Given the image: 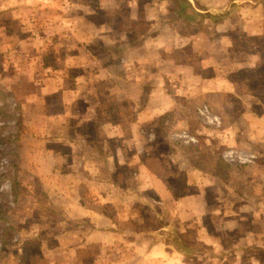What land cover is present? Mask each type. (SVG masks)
I'll return each instance as SVG.
<instances>
[{
  "label": "crops",
  "instance_id": "1",
  "mask_svg": "<svg viewBox=\"0 0 264 264\" xmlns=\"http://www.w3.org/2000/svg\"><path fill=\"white\" fill-rule=\"evenodd\" d=\"M187 1L186 8L169 10L161 5L159 13L166 15L161 22L151 21L141 37L127 31L116 38L110 56L115 69L99 59L94 73L98 86L83 84L75 74L54 75L50 86L44 78L39 81L32 68L23 71L26 67H19L16 60L19 79L32 85L21 102L25 117L40 130L39 137L26 132L18 152L19 172L24 179L37 180L36 188L44 197L41 200L33 192L30 181L24 182L25 191L33 193L24 195L29 201L20 203L18 209L31 210L42 219L44 230L39 234L48 264H230L228 257L242 254L241 246L246 247L241 242L228 247L221 234L207 229V220L218 224L223 222L221 216L238 213L228 210L237 203L234 200L228 199L225 205L221 199L222 205L215 207L208 198L209 191L231 186V178L223 183L221 171H208L187 160L176 147L171 154L154 155L151 136L142 132L143 126L158 124L157 118L166 126L163 117L170 112L176 116L175 127L186 126L185 102L191 99L211 100L214 111L225 113L238 85L230 74L254 68L261 58L260 53L239 46L240 39H247L253 47L259 43V48L263 41L264 19L256 17L261 8H249L245 2L251 0H206V6H199L198 0ZM137 10L129 7L131 18L136 19ZM171 12L173 16H167ZM212 15H217L216 21L207 22ZM203 20L216 33L208 35L211 38L201 46L198 40H206L205 33L197 29L186 34L180 27L189 22L199 25ZM187 51L198 58V71L187 61ZM36 57L25 59L32 63ZM89 57L92 60L93 55ZM111 77V87L101 88V82ZM248 93L249 100L242 103L247 107L259 104L250 101ZM106 95L113 96V104L104 102ZM51 97L58 101L57 111L52 109ZM110 106H114L113 117L107 114ZM260 106L264 107V101ZM123 115V121L115 119ZM257 121L262 124L264 118ZM262 125L260 132L254 126L248 128V136L263 135ZM224 126L229 134L224 138L232 142V133L240 127L235 128L228 118ZM23 156L26 163L22 164ZM156 157L164 164L158 170L150 165ZM166 164L172 167L168 175ZM171 178L179 180L178 184ZM252 181L249 174L242 189ZM48 206L61 215L52 218ZM30 217L18 214L15 218L25 224ZM235 219L242 218L229 221ZM225 223L227 219L219 226L224 228ZM35 225L37 236V221ZM0 264L7 263L0 259Z\"/></svg>",
  "mask_w": 264,
  "mask_h": 264
},
{
  "label": "rangeland",
  "instance_id": "2",
  "mask_svg": "<svg viewBox=\"0 0 264 264\" xmlns=\"http://www.w3.org/2000/svg\"><path fill=\"white\" fill-rule=\"evenodd\" d=\"M161 1L163 0H0V105L7 102L8 105L10 104L11 110H13V106H18V109L12 114L13 118L10 120L9 127L4 132H19L17 140L4 143L1 154L7 155L8 161L12 164L17 165L18 163L17 182L20 183L18 188L27 189L21 184L30 181L35 186L33 192L37 193L41 200L44 199L36 188L38 181L28 176L24 179L21 171L19 172L21 160L18 152L23 148L26 132L33 137L40 135V130L36 131L34 126L30 125L21 105L24 100L23 95L32 89V85L27 79H19L20 64L26 67L23 71L32 68L34 73L39 75L40 80H42L41 78L46 79L50 86L52 77L62 74H75L82 78L83 84L87 82L98 86L97 77L94 74L99 66L98 60L100 59L99 62L102 64L107 63L111 70L115 69L113 60L110 58L114 51L115 39L127 31H131L135 37H141L151 21L161 22V19L166 15L159 13L161 5L168 7L169 10L177 8L179 5L177 0H166L164 4ZM199 1L201 3L199 6H206V0ZM256 1H246L245 4L249 8L253 5L261 8L262 10L258 11L256 17L264 19V0H259L258 4L255 3ZM129 7L138 9L136 19L130 17ZM167 16L172 17L173 13H167ZM216 16H208L207 22L214 23ZM211 28L205 20L199 25L189 22L186 25L181 24L180 27L181 31L186 34L197 31V29L201 34L205 33L207 39L198 40V45L201 46L211 38L208 35L216 33ZM102 34L104 36L100 37ZM235 35L240 39L241 34ZM262 37L260 48L257 46L259 43L253 47L247 39L239 40L240 48L251 53L253 51L260 53L261 58L257 59L259 63L254 68L245 67L236 74H230L231 78L238 81V85L236 93L233 92L229 97L230 109L223 113L224 115L221 113L223 116L211 108V100L194 101L191 99L185 102L187 104L186 117L188 118L185 117L186 126L175 127L176 116L170 112L163 117V120H167L166 126L161 122V119L157 118L155 122H159L158 124L151 122L148 126L142 127V132L151 136L153 140L154 155L171 154L172 149L176 147L186 156L187 160H192L208 171L217 169L221 171L220 180L223 183L231 178L230 183L234 188L226 182L228 183L227 187L221 185L217 191H209L208 198L210 204L215 207L222 205L221 199L224 200L223 204L225 205L226 203L229 205L228 199H232L237 203L232 206V209L228 207V210H236L238 213H227L228 215L221 216L223 222L219 223L222 225L227 219L224 228H221L219 223L206 221L209 232L221 234L226 246L233 247L236 242L246 245V247L240 245L243 250L242 254L228 257L226 262L230 264H264V133L257 137L247 134V129H252L253 126V130L260 132L259 125L264 123L263 121L262 124H258L257 121L264 118V107L260 106L264 101V36ZM90 53L93 55L92 60L89 59ZM29 55L37 56L32 63L25 59V56ZM187 57L190 58V61H187L195 66V71H198L196 65L198 58L191 55V51H187ZM16 60L19 67L15 64ZM89 72L94 75H88ZM247 77L249 78L248 82H246ZM112 83L113 77L106 78L101 82L100 87H111ZM248 91L252 95L250 101L255 100L259 103L254 107L251 105L247 107L242 103V101L249 100ZM245 92L246 94H243ZM102 99L107 105L113 104L112 95L103 96ZM50 102L53 111H57L59 109L57 99L51 97ZM200 104H206L214 114L220 117V125L206 124L199 118L196 108ZM243 104L247 107L246 110L243 109L245 107ZM79 105L81 107V104ZM118 105L124 104L118 103ZM109 109L108 117H113L114 106H110ZM129 117L128 114L127 118L129 119ZM122 118H125L124 115L122 117L115 116V119L120 121H123ZM225 118H228L235 128L240 127L237 128V133H232V142L226 141L229 134L226 135L224 131ZM263 127L264 125H262ZM182 131L194 136L196 141L184 143L178 136ZM141 145L144 147V144ZM227 152H232V156L226 155ZM17 156L19 157L18 161ZM163 159L165 161L164 157ZM23 163H26L24 156ZM161 164L163 167L164 164L159 162L157 157L150 163L156 170L160 168ZM165 166L168 167V175L171 173L172 167L168 164ZM249 174L254 183H247L242 189L243 184L249 180ZM172 180L174 179L171 178ZM178 182L179 180L173 181L174 184H178ZM10 188L9 181L0 182V209L6 213V219L14 222L20 232L14 231L11 235L7 234L9 236L3 244L0 239V253L2 252L0 256L7 264H48L44 259L46 256L43 255L42 236L39 234L44 230L41 227L42 219L31 210L20 209L19 211L18 209L20 203L23 206L27 205V200L29 201L28 197L24 195L33 192L26 190L24 194H21L23 196H20L14 203ZM232 188L233 191H231ZM188 190L185 189V192ZM216 198L219 202L216 201ZM47 208V214L52 218L61 215V212L56 208H50V206ZM140 210L144 214L147 213L144 207H140ZM23 211H29L24 214L28 217L31 216L30 219H25V224L17 222L15 218L18 214L24 215ZM230 218L242 219H235L232 223L229 221ZM36 221L39 226L37 227V236L34 235L36 234L34 231ZM188 234L190 238L194 236L192 231Z\"/></svg>",
  "mask_w": 264,
  "mask_h": 264
},
{
  "label": "trees",
  "instance_id": "3",
  "mask_svg": "<svg viewBox=\"0 0 264 264\" xmlns=\"http://www.w3.org/2000/svg\"><path fill=\"white\" fill-rule=\"evenodd\" d=\"M179 1V0H177ZM182 8L188 7L189 3L187 0H180L179 5ZM41 81V80H39ZM1 94V93H0ZM10 105V104H9ZM7 102H3V104L0 105V182L1 181H9L10 183V191L11 195L13 196L12 202L16 203L18 198L20 196H23L21 194H24L26 192L24 189L21 190V188H18L19 182H17V176H18V163L17 165L12 164V162L8 161L7 155H2L3 152V145L6 141H13L18 139L19 132H4V130L9 127L10 120L13 118L14 111L18 109V106H13V110H11V106L9 107ZM18 156L16 157L18 161ZM16 161V160H15ZM16 164V162H15ZM21 186V185H20ZM14 231L20 232L18 228H16L14 222L8 221L6 219V213L0 209V239L3 242L6 240V238L9 236L7 234L13 233ZM2 247V245H1ZM2 252L0 253V255ZM0 259L1 256H0Z\"/></svg>",
  "mask_w": 264,
  "mask_h": 264
},
{
  "label": "built area",
  "instance_id": "4",
  "mask_svg": "<svg viewBox=\"0 0 264 264\" xmlns=\"http://www.w3.org/2000/svg\"><path fill=\"white\" fill-rule=\"evenodd\" d=\"M196 112L199 118L206 124L218 126L221 123L220 117L217 114H214L211 111L210 107L207 106L206 104H200L196 108ZM178 136L184 143H190V142L194 143L196 141L194 136H190L184 131L180 132ZM226 155L230 157L232 156V152H227Z\"/></svg>",
  "mask_w": 264,
  "mask_h": 264
}]
</instances>
